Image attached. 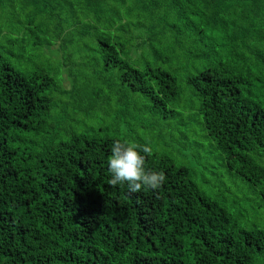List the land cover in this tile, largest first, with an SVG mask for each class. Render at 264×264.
I'll return each instance as SVG.
<instances>
[{
  "label": "trees",
  "instance_id": "1",
  "mask_svg": "<svg viewBox=\"0 0 264 264\" xmlns=\"http://www.w3.org/2000/svg\"><path fill=\"white\" fill-rule=\"evenodd\" d=\"M0 51V264H264V0H0ZM117 140L159 189L109 185Z\"/></svg>",
  "mask_w": 264,
  "mask_h": 264
},
{
  "label": "rangeland",
  "instance_id": "2",
  "mask_svg": "<svg viewBox=\"0 0 264 264\" xmlns=\"http://www.w3.org/2000/svg\"><path fill=\"white\" fill-rule=\"evenodd\" d=\"M15 53V57L4 53L3 51H0V55L2 57H4V59L9 60L10 63H12L13 65L17 63L16 59H17V54ZM39 55L43 56L41 58H43L45 63L50 62L52 64V60H51V51L47 52V50H40L37 52ZM34 60H37L34 59ZM52 61V62H51ZM37 63H41L39 61H37ZM55 63V62H53ZM59 63H55V66H57ZM53 65V64H52ZM21 69L23 71H28L30 68L26 67V66H22ZM115 107H108L107 105H105L104 109L100 106H98L97 111L99 114L96 113V120L100 119V116L102 118L105 119L106 123H110L113 119V115H114V111H115ZM195 129H193V132H197L198 137L202 136V132L200 131V129L198 128V126H194ZM160 127L157 129H138V134L139 136H146L148 138H146V140L148 141H153V145L156 148V150H158L160 153L166 151V153L172 157V159H174L176 162L181 163V161L183 160V153L184 152H189V154H185L187 155L189 158L193 157L195 162L199 163V168L201 169V174L205 175L207 177V181L210 183V188L215 187L214 189H211L209 192H211L214 195H218L220 196L221 194H223L225 191H222L219 187L223 186V184L225 183V180H219L222 176V172H223V167L222 165H220L219 163L216 162L215 158H213V156H211V154L208 152L207 148L205 147L204 149H196L194 147H190V148H183V146L181 147H177V146H169L165 145L164 141L161 140L159 141L157 139L158 135L160 134ZM125 134V131H124ZM194 138L191 137L190 140H193ZM168 143V142H167ZM157 151V152H158ZM158 152V153H159ZM184 155V156H185ZM217 159V158H216ZM212 171L214 173H216L218 176L214 177L212 175ZM239 184V185H238ZM241 183L237 182V186H240ZM232 187H234L235 189V194L239 193L240 191H238L237 186H234V184H231ZM232 192H234V190H232Z\"/></svg>",
  "mask_w": 264,
  "mask_h": 264
},
{
  "label": "clouds",
  "instance_id": "3",
  "mask_svg": "<svg viewBox=\"0 0 264 264\" xmlns=\"http://www.w3.org/2000/svg\"><path fill=\"white\" fill-rule=\"evenodd\" d=\"M139 149V150H138ZM151 148L117 140L108 157V170L111 173L109 185L115 187L127 183L130 193L142 189H159L166 177L163 171H146L144 164L146 156L151 155ZM141 152L144 155H141Z\"/></svg>",
  "mask_w": 264,
  "mask_h": 264
}]
</instances>
